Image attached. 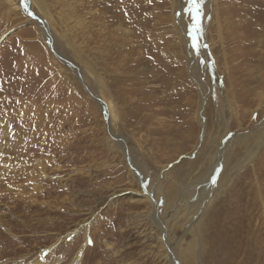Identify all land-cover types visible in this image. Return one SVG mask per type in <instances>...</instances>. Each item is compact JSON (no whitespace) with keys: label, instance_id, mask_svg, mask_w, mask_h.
<instances>
[{"label":"rangeland","instance_id":"rangeland-1","mask_svg":"<svg viewBox=\"0 0 264 264\" xmlns=\"http://www.w3.org/2000/svg\"><path fill=\"white\" fill-rule=\"evenodd\" d=\"M189 7L0 0V264H245L185 230L212 163L264 162V0H203L195 41Z\"/></svg>","mask_w":264,"mask_h":264},{"label":"bare ground","instance_id":"bare-ground-1","mask_svg":"<svg viewBox=\"0 0 264 264\" xmlns=\"http://www.w3.org/2000/svg\"><path fill=\"white\" fill-rule=\"evenodd\" d=\"M43 32L46 34L45 30H43ZM97 99L98 101L99 99L101 100V98L98 97ZM102 103L104 105V110L106 111V116L109 118V110L110 112H113V109L112 107H109L108 110V106L103 100ZM262 145H264V137L257 146L261 147ZM229 154L225 155V163L223 164V167L229 166V164H227V156H229ZM258 156L260 155L254 153L246 163L243 161L235 162L228 172L224 173L226 176L224 181H221L224 169L222 166H220V170L222 171L219 176H217L219 167L215 169V163H212L207 171V179L209 176L216 175L214 181L216 188L212 195L209 197L207 196V199L199 208V212L191 219H188V221L192 222L194 225H189L187 231L184 229L186 233H191L193 235V241H197L200 244L199 249H201L197 253L201 258V262L205 254L204 243L206 241L211 244V247L209 245V248L211 249L207 250V255L212 257H215L216 255L215 262H218V259H220L221 263H224L228 258H232L236 263H238L239 259L245 264H264V192L260 191L259 193H256L251 187L252 182H256V184L259 185V179L256 176L257 174L261 175L263 172L264 176V162L261 159L259 160V162H262L260 163L261 168L259 170H247L242 174L244 177L238 176L239 173L241 174V172L256 160ZM188 188V190H194L193 185L188 186ZM150 194L149 196L147 194V196L148 198H152L153 205L155 206L154 209L156 210V200L151 196L152 194ZM186 198H190L189 201L182 202L181 204L184 203L187 205V210H190L199 199L198 196H194L193 193H188ZM150 216L152 219V216H155V214L151 213ZM156 223L157 224L155 225L162 230L164 239L166 238V241L168 242L165 244L171 248V242L168 239L163 224L158 221H156ZM215 240L217 242L216 244ZM182 242L183 241L180 243ZM231 251L234 252L233 256L231 255ZM81 255L82 250L77 254L73 264H78L80 262ZM171 262L172 264L174 262L172 257ZM202 264L204 263L202 262Z\"/></svg>","mask_w":264,"mask_h":264},{"label":"snow or ice","instance_id":"snow-or-ice-1","mask_svg":"<svg viewBox=\"0 0 264 264\" xmlns=\"http://www.w3.org/2000/svg\"><path fill=\"white\" fill-rule=\"evenodd\" d=\"M190 7L188 8L189 13L191 14L192 23V33L193 40H196V33L202 31L201 21L203 14V0H188ZM195 46V45H194Z\"/></svg>","mask_w":264,"mask_h":264},{"label":"water","instance_id":"water-1","mask_svg":"<svg viewBox=\"0 0 264 264\" xmlns=\"http://www.w3.org/2000/svg\"><path fill=\"white\" fill-rule=\"evenodd\" d=\"M97 99V97H95ZM98 100V99H97Z\"/></svg>","mask_w":264,"mask_h":264}]
</instances>
